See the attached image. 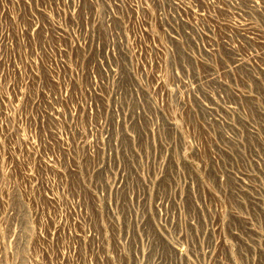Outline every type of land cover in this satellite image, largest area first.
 <instances>
[{
	"label": "rangeland",
	"instance_id": "obj_1",
	"mask_svg": "<svg viewBox=\"0 0 264 264\" xmlns=\"http://www.w3.org/2000/svg\"><path fill=\"white\" fill-rule=\"evenodd\" d=\"M0 264H264V0H0Z\"/></svg>",
	"mask_w": 264,
	"mask_h": 264
},
{
	"label": "bare ground",
	"instance_id": "obj_2",
	"mask_svg": "<svg viewBox=\"0 0 264 264\" xmlns=\"http://www.w3.org/2000/svg\"><path fill=\"white\" fill-rule=\"evenodd\" d=\"M237 64V63H236ZM236 66V65H235ZM238 66V65H237Z\"/></svg>",
	"mask_w": 264,
	"mask_h": 264
}]
</instances>
